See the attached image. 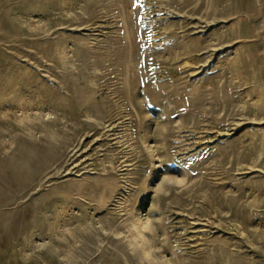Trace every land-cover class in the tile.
<instances>
[{"label": "rangeland", "instance_id": "374dc122", "mask_svg": "<svg viewBox=\"0 0 264 264\" xmlns=\"http://www.w3.org/2000/svg\"><path fill=\"white\" fill-rule=\"evenodd\" d=\"M0 264H264V0H0Z\"/></svg>", "mask_w": 264, "mask_h": 264}]
</instances>
